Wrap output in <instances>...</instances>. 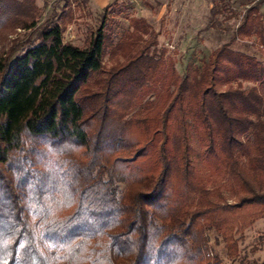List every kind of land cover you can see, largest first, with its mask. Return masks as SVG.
I'll return each instance as SVG.
<instances>
[{"label": "trees", "instance_id": "obj_1", "mask_svg": "<svg viewBox=\"0 0 264 264\" xmlns=\"http://www.w3.org/2000/svg\"><path fill=\"white\" fill-rule=\"evenodd\" d=\"M76 1L37 23L0 0V35L28 31L0 52V264H220L208 231L236 257L264 215V58L231 44L264 53V0L188 74L143 17L112 35L108 4L64 41Z\"/></svg>", "mask_w": 264, "mask_h": 264}, {"label": "rangeland", "instance_id": "obj_2", "mask_svg": "<svg viewBox=\"0 0 264 264\" xmlns=\"http://www.w3.org/2000/svg\"><path fill=\"white\" fill-rule=\"evenodd\" d=\"M32 1L39 8L37 23H40L50 14L51 3L54 0ZM255 1L109 0L105 20L112 28L111 34L115 35L126 26L127 17H143L155 31H158V46L164 47L174 58L177 72L188 74L198 68L211 49L229 39L245 5ZM213 4L214 7H222L220 13L211 14ZM61 5L62 2H58L53 8L55 13L64 16L66 10L63 11ZM68 12L64 20L63 40L81 45L85 33L99 24L102 7L94 5L92 0H86L85 3L76 1L70 2ZM262 19L264 23V15ZM27 35V30L19 28L0 35V52L6 51L12 43L24 40ZM253 41V37L236 40L231 44V48L263 59L264 53L257 49ZM23 47L12 56L18 54ZM247 85L244 83L243 86ZM191 144L195 149V155H198L194 137L191 138ZM207 237L212 252L220 259V264H260L264 261V215L244 229L237 242L238 254L232 259L226 257L222 243L213 231H208Z\"/></svg>", "mask_w": 264, "mask_h": 264}, {"label": "crops", "instance_id": "obj_3", "mask_svg": "<svg viewBox=\"0 0 264 264\" xmlns=\"http://www.w3.org/2000/svg\"><path fill=\"white\" fill-rule=\"evenodd\" d=\"M109 0H92L93 4L98 7H103ZM259 11L264 15V1L259 5Z\"/></svg>", "mask_w": 264, "mask_h": 264}]
</instances>
